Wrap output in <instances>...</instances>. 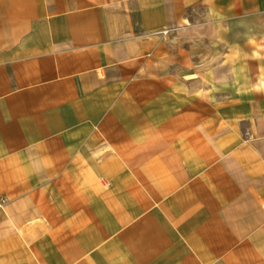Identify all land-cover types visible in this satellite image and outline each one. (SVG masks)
Segmentation results:
<instances>
[{"label": "crops", "instance_id": "0c3cea01", "mask_svg": "<svg viewBox=\"0 0 264 264\" xmlns=\"http://www.w3.org/2000/svg\"><path fill=\"white\" fill-rule=\"evenodd\" d=\"M0 264H264V0H0Z\"/></svg>", "mask_w": 264, "mask_h": 264}, {"label": "built area", "instance_id": "2783aa9c", "mask_svg": "<svg viewBox=\"0 0 264 264\" xmlns=\"http://www.w3.org/2000/svg\"><path fill=\"white\" fill-rule=\"evenodd\" d=\"M0 203H1V204L5 203V199H4V198H1V199H0Z\"/></svg>", "mask_w": 264, "mask_h": 264}]
</instances>
